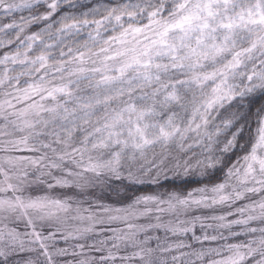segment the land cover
<instances>
[{
	"label": "snow or ice",
	"instance_id": "1",
	"mask_svg": "<svg viewBox=\"0 0 264 264\" xmlns=\"http://www.w3.org/2000/svg\"><path fill=\"white\" fill-rule=\"evenodd\" d=\"M0 264H264V0H0Z\"/></svg>",
	"mask_w": 264,
	"mask_h": 264
}]
</instances>
